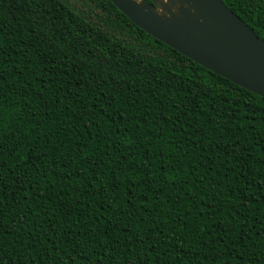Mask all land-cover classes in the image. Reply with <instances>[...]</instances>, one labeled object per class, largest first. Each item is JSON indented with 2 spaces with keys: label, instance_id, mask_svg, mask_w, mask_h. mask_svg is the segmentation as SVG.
<instances>
[{
  "label": "trees",
  "instance_id": "16d2710c",
  "mask_svg": "<svg viewBox=\"0 0 264 264\" xmlns=\"http://www.w3.org/2000/svg\"><path fill=\"white\" fill-rule=\"evenodd\" d=\"M0 264H264V97L110 0H0Z\"/></svg>",
  "mask_w": 264,
  "mask_h": 264
},
{
  "label": "water",
  "instance_id": "95a60500",
  "mask_svg": "<svg viewBox=\"0 0 264 264\" xmlns=\"http://www.w3.org/2000/svg\"><path fill=\"white\" fill-rule=\"evenodd\" d=\"M110 1L156 40L264 97V41L222 0Z\"/></svg>",
  "mask_w": 264,
  "mask_h": 264
},
{
  "label": "rangeland",
  "instance_id": "374dc122",
  "mask_svg": "<svg viewBox=\"0 0 264 264\" xmlns=\"http://www.w3.org/2000/svg\"><path fill=\"white\" fill-rule=\"evenodd\" d=\"M160 2L167 6V5H173L175 0H160ZM158 12L160 14H165L164 8L162 6L158 7Z\"/></svg>",
  "mask_w": 264,
  "mask_h": 264
},
{
  "label": "bare ground",
  "instance_id": "6f19581e",
  "mask_svg": "<svg viewBox=\"0 0 264 264\" xmlns=\"http://www.w3.org/2000/svg\"><path fill=\"white\" fill-rule=\"evenodd\" d=\"M172 3V2H171Z\"/></svg>",
  "mask_w": 264,
  "mask_h": 264
}]
</instances>
